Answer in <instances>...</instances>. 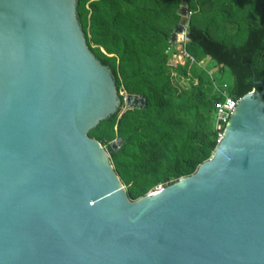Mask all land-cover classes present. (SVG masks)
Wrapping results in <instances>:
<instances>
[{
	"label": "water",
	"instance_id": "obj_1",
	"mask_svg": "<svg viewBox=\"0 0 264 264\" xmlns=\"http://www.w3.org/2000/svg\"><path fill=\"white\" fill-rule=\"evenodd\" d=\"M77 3L0 0V264H264V91L239 99L193 174L131 200L88 134L146 99L120 98Z\"/></svg>",
	"mask_w": 264,
	"mask_h": 264
},
{
	"label": "trees",
	"instance_id": "obj_2",
	"mask_svg": "<svg viewBox=\"0 0 264 264\" xmlns=\"http://www.w3.org/2000/svg\"><path fill=\"white\" fill-rule=\"evenodd\" d=\"M182 1L189 11L204 8L222 26L188 23L187 41L171 43ZM241 3L253 21L227 26L237 23L229 11ZM77 18L90 51L111 70L120 98L125 92L146 99L144 108L129 111L122 102L88 134L107 150L131 200L193 174L211 157L218 143L215 106L225 96L264 91V0H78ZM178 45L186 55L183 65L168 55ZM206 57L231 71L227 94L215 91L201 71L189 70L192 59L197 65ZM120 138L124 144L114 152L110 144Z\"/></svg>",
	"mask_w": 264,
	"mask_h": 264
},
{
	"label": "rangeland",
	"instance_id": "obj_3",
	"mask_svg": "<svg viewBox=\"0 0 264 264\" xmlns=\"http://www.w3.org/2000/svg\"><path fill=\"white\" fill-rule=\"evenodd\" d=\"M229 12L234 14L237 23L235 24L231 23L228 24L227 26H236V27L240 26L238 19L244 21L246 17H248L250 21H253V17L248 13L245 3H241L238 9L235 6L234 7L231 6V10ZM210 17L211 15L208 14L204 10V8H202L201 10L193 11V14L189 17L188 23H191L192 25L202 29H209L211 26H219V27L222 26L221 25L222 22L210 21ZM229 29L232 30L233 27L232 28L229 27ZM234 43H236V41ZM168 55L170 57L176 58L178 63H180L181 65H183L185 62L183 58H185L186 55L183 53L182 45H178L175 48L170 49L168 51ZM191 62L192 65L193 61ZM191 65L189 67V70H193V68H195V70L199 72L201 71L202 74L205 75V77L211 81L215 91L218 92L222 91L223 94H227L229 92L231 86L233 85V76L228 68L220 67L209 57L203 58L202 61L197 65L193 64L192 67ZM169 73L174 74V70L169 69ZM174 83L180 87H185V88L189 87L188 85L189 82L187 80H184L182 77H174ZM122 109L125 110L126 109L125 106H123ZM163 187H164L163 185H160L154 191H157Z\"/></svg>",
	"mask_w": 264,
	"mask_h": 264
},
{
	"label": "built area",
	"instance_id": "obj_4",
	"mask_svg": "<svg viewBox=\"0 0 264 264\" xmlns=\"http://www.w3.org/2000/svg\"><path fill=\"white\" fill-rule=\"evenodd\" d=\"M192 14H193V11H188V18ZM183 33L185 36L184 42H186L187 41L186 28L184 29ZM192 61H193V59H192ZM125 94L126 93L123 92L122 95L124 96ZM239 99L240 98L225 96L223 101L218 102L216 104V106H215V112H216L215 128H216V131L218 132V141L221 139L225 125L227 124L228 119H229L230 115L232 114V112L234 111Z\"/></svg>",
	"mask_w": 264,
	"mask_h": 264
},
{
	"label": "bare ground",
	"instance_id": "obj_5",
	"mask_svg": "<svg viewBox=\"0 0 264 264\" xmlns=\"http://www.w3.org/2000/svg\"><path fill=\"white\" fill-rule=\"evenodd\" d=\"M158 191V190H157ZM157 191H154V192H152V193H155V192H157Z\"/></svg>",
	"mask_w": 264,
	"mask_h": 264
}]
</instances>
